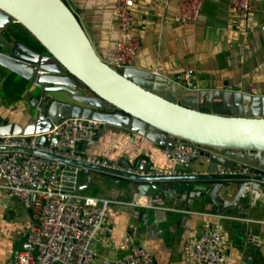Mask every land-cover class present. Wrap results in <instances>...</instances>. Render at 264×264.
<instances>
[{"label": "water", "instance_id": "95a60500", "mask_svg": "<svg viewBox=\"0 0 264 264\" xmlns=\"http://www.w3.org/2000/svg\"><path fill=\"white\" fill-rule=\"evenodd\" d=\"M12 23L24 27L41 50L20 41L0 43V67L26 82L36 116L28 114L23 124L0 118V135L28 141L37 134L41 144L58 145L64 141L44 134L61 120H92L100 128L136 133L161 148L178 141L198 145L204 169L195 175L140 176L122 171H149L150 163L140 159L104 158L101 166L23 147L0 151H21L109 175L127 182L130 197L186 209L208 204L210 210L241 217L255 209L264 218V94L226 87L187 89L156 71L113 67L99 56L65 0H0V29ZM245 233L252 237L248 229Z\"/></svg>", "mask_w": 264, "mask_h": 264}, {"label": "crops", "instance_id": "0c3cea01", "mask_svg": "<svg viewBox=\"0 0 264 264\" xmlns=\"http://www.w3.org/2000/svg\"><path fill=\"white\" fill-rule=\"evenodd\" d=\"M65 2L76 13L99 56L111 62L118 39L115 0ZM177 4L178 0H137L134 4L130 35L141 46L132 66L156 71L171 79L177 73L190 71L194 89L226 87L264 94V0H250L245 20L237 18L227 0H204L200 16L193 24L174 21ZM0 43L14 44L7 40ZM11 75L0 67V92L4 80ZM31 97V90L25 88L14 102H7L0 94V118L23 124L32 109ZM57 146L65 148L66 143ZM76 149L85 157L107 158L113 162L125 158L135 163L140 159L144 164L150 163L149 171L153 173H165L173 167L164 155L165 147L115 126L100 128L98 125L93 139L78 143ZM202 162L200 158L193 159L188 171L199 174L204 169ZM126 185L127 182L109 175L85 171L78 179L79 191L84 195L146 202L137 194L130 197ZM120 188H124L123 192ZM261 193L264 196V188ZM151 203L156 208L109 205L105 216V226L111 230L108 242L93 245L95 256L90 264H99L104 257L122 255L124 251L117 245L126 234L148 248L154 264H192L188 250L206 219L217 222L222 230V253L227 264H264V218L262 214L256 216L255 209H247L249 216L241 217L236 213L216 212L214 207L212 211L208 204L206 209L200 204L197 208L179 207L181 211H172L163 209L173 207L169 202ZM260 204L264 206V202ZM29 220V210L8 194L0 180V264H12L13 251L27 246Z\"/></svg>", "mask_w": 264, "mask_h": 264}, {"label": "built area", "instance_id": "2783aa9c", "mask_svg": "<svg viewBox=\"0 0 264 264\" xmlns=\"http://www.w3.org/2000/svg\"><path fill=\"white\" fill-rule=\"evenodd\" d=\"M203 1L178 0L174 21L179 24L196 23ZM227 1L237 18L245 20L250 0ZM136 2L137 0H115L118 39L110 62L113 67L132 66L134 55L140 49L138 39L130 35L133 26L132 7ZM172 81L184 88H193V75L190 71L177 73ZM98 125L95 121L78 118L61 120L44 135L64 141L65 148H59L54 142L41 144L40 135L37 134L28 136V141H24L21 136L0 135V147H23L102 166L104 164L101 159L82 157L76 149L78 143L92 140ZM200 150L198 145L184 141L166 146L164 155L173 167L163 173L195 175L188 171V167L199 156ZM82 171L85 170L75 165L21 151H0V180L4 182L8 194L30 212L27 246L13 251L12 264H90L95 256L93 245H105L108 242L111 230L105 226V216L109 205L156 208L147 199L146 202L135 199L120 201L84 195L78 188ZM122 171L140 176L157 174L138 168ZM163 209L181 211L174 207ZM207 216L220 217L216 214ZM223 240L218 223L205 220L201 233L188 250L192 264H227L222 253ZM117 247L124 251L122 255L104 257L99 264H154L148 248L143 243L134 242L127 234Z\"/></svg>", "mask_w": 264, "mask_h": 264}, {"label": "trees", "instance_id": "16d2710c", "mask_svg": "<svg viewBox=\"0 0 264 264\" xmlns=\"http://www.w3.org/2000/svg\"><path fill=\"white\" fill-rule=\"evenodd\" d=\"M1 31L3 32L1 34L3 39L0 38L1 42L2 40H7L10 43H15L16 41L25 42L29 45V47H34L33 49L41 50L37 41L18 23H12L1 29ZM25 84L26 82L23 79L12 74L4 80L1 86L0 94L7 100V102H14L19 99L23 89L25 88Z\"/></svg>", "mask_w": 264, "mask_h": 264}, {"label": "rangeland", "instance_id": "374dc122", "mask_svg": "<svg viewBox=\"0 0 264 264\" xmlns=\"http://www.w3.org/2000/svg\"><path fill=\"white\" fill-rule=\"evenodd\" d=\"M0 38L3 39L1 35H0ZM52 95L56 96L60 100H65V98H63L61 95H58V94H52ZM30 114L35 117L36 111L34 109H31Z\"/></svg>", "mask_w": 264, "mask_h": 264}]
</instances>
